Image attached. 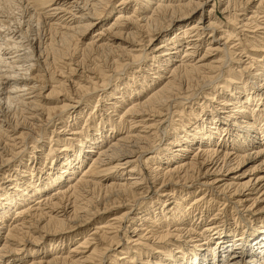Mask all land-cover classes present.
Here are the masks:
<instances>
[{
    "label": "bare ground",
    "instance_id": "obj_1",
    "mask_svg": "<svg viewBox=\"0 0 264 264\" xmlns=\"http://www.w3.org/2000/svg\"><path fill=\"white\" fill-rule=\"evenodd\" d=\"M29 1L62 49L0 17V264H264V0ZM72 46L112 67L68 59L44 85L46 50Z\"/></svg>",
    "mask_w": 264,
    "mask_h": 264
},
{
    "label": "rangeland",
    "instance_id": "obj_2",
    "mask_svg": "<svg viewBox=\"0 0 264 264\" xmlns=\"http://www.w3.org/2000/svg\"><path fill=\"white\" fill-rule=\"evenodd\" d=\"M136 1V3L134 2V1H132V2H130V4H131V7L133 8V7H137V6H135V4H137V3H140V0H135ZM20 5H21V7H20ZM16 7H18V8H20V9H18V8H16ZM16 8V9H15ZM43 7H33V5H32V2H30L29 0L27 1V0H22L20 3H16V5L14 6V5H11L10 6V11L12 12H9V10H8V7H7V9L6 10H8V11H6L5 10V8L3 9V12H1V16L0 17H2L4 20H6L7 22H9L10 21V23H8V24H11V26H10V29H11V31H14L13 32V34H14V36H13V34H11L12 36L10 37V36H8V37H10V40L11 39H15V40H21V46L23 47V46H25L26 44V46H31L33 49H34V47L35 48H39V46L40 47H42V49L44 48V47H47L48 49H49V47L50 46H47V45H51V46H53L54 48H56L57 50H58V48L59 49H62L60 46V44H59V42H60V40L58 41V39H60V37H58L59 36V34H57L55 37H54V35L55 34H53L52 32H53V30H51V29H49L50 28V26H48L46 23H48L47 21H45V20H47L46 18L45 19H41V17L39 18V16H37L36 14L37 13H44L45 11H46V9H42ZM12 9V10H11ZM14 9L16 10V11H14ZM39 9V10H38ZM42 9V10H41ZM219 6H217V15H218V19H217V21H218V28H221V29H225V27H228V25H227V23L225 22V21H223L220 17H221V15H219ZM5 10V11H4ZM6 12V13H5ZM8 12V13H7ZM23 12V13H22ZM34 12V13H33ZM129 12V11H128ZM125 13V15H128L129 13ZM3 13V14H2ZM15 13V14H14ZM43 13H42V16H44L43 15ZM12 14V15H11ZM21 14V15H20ZM25 14V15H24ZM5 17H3V16ZM6 15V16H5ZM8 15V16H7ZM10 15V16H9ZM7 17V18H6ZM10 17H11V19H10ZM31 18V20H30V22H26V20H28V18ZM33 17V18H32ZM8 18L10 19L9 21H8ZM37 18H39V19H36ZM14 19H16L15 21L17 22H15L14 21ZM34 19V20H33ZM103 19V17L101 18V20ZM42 20V21H41ZM100 20V21H101ZM14 21V22H13ZM32 21V22H31ZM39 23H38V22ZM12 22V23H11ZM27 23V24H26ZM18 25V26H17ZM223 27V28H222ZM13 28V29H12ZM15 28V29H14ZM19 29H22V30H18ZM25 30H27V31H25ZM40 30V31H39ZM16 31V32H15ZM18 31V32H17ZM21 31V32H20ZM58 32H59V30H57ZM229 31H231V28L229 29ZM24 32V34H25V38H23V39H21L20 37H18V35L20 34L21 36L23 35L22 33ZM26 32V33H25ZM16 35V36H15ZM53 35V36H52ZM17 38V39H16ZM52 38H54V39H52ZM30 39V40H29ZM53 41H52V40ZM55 39L57 40V41H55ZM9 40V39H8ZM12 40V41H13ZM85 40V39H84ZM84 40H82V41H84ZM29 41V42H28ZM54 41H55V43H54ZM26 43V44H25ZM29 43V44H28ZM52 43H54V44H52ZM57 43V44H56ZM143 44H144V42H143ZM142 44V45H143ZM145 45V44H144ZM25 46V47H26ZM38 46V47H37ZM57 46V47H56ZM46 48V49H47ZM41 49V50H42ZM46 50L47 51V53L49 54V56H48V54H46L45 52H44V55L46 54L47 56H45V58H48V59H46V61L48 60V66H50V68H48V66L47 67H45L47 70L44 72V71H42L43 73L42 74H44V76H43V78H42V83H44V85H47L49 82L51 83V81H53V80H49V78L51 79V77H53V79H55L56 78V76L58 75V73L57 72H59V66L61 67V66H63V63L64 62H68V59L69 60H72V59H74V58H77V57H79V59H80V62L82 63L81 65H82V67L84 68V70H88V69H91V70H93V69H98L96 72H94V74H97V72L100 70V69H104V71H107L108 69H110L112 66H110V64H111V61H109L110 59H106L103 55H97V54H95V53H91V54H83V55H81V56H79V54L77 55V51L73 48V46L71 47V48H69V51L68 52H65L66 54L64 55H60V57H58V59H56L57 57H56V55L54 56V53H52L51 52V50H50V53H51V55H50V53H49V50ZM35 51V50H34ZM75 52V53H74ZM76 57H75V56ZM103 56V57H102ZM64 59H63V58ZM217 57V56H216ZM55 58V59H54ZM60 58V59H59ZM61 59H62V61H61ZM82 59V60H81ZM106 59V60H105ZM58 62V60H59V62L57 63L56 61ZM49 61H51V62H49ZM64 61V62H63ZM106 61V62H105ZM109 61V62H108ZM62 62V63H61ZM49 63H50V65H49ZM52 63V64H51ZM56 63V64H55ZM53 64H54V66H53ZM107 65V66H106ZM52 66V67H51ZM56 68V69H55ZM64 70H62V69H60V71L62 72L63 71V74H67L69 71H67V69H65V67H62ZM108 68V69H107ZM45 70V69H44ZM54 70V71H53ZM65 70H66V72H65ZM134 70V69H133ZM131 71L132 70H130V71H128V75H130V74H132L131 73ZM110 72L111 71H109L108 73L107 72H105V73H107L108 75L110 74ZM112 75V74H111ZM134 75V78H135V76L137 75V74H133ZM115 76V75H114ZM125 76V75H124ZM120 76L121 78H122V80L123 81H126V80H124V78H126V77H129V76ZM124 77V78H123ZM127 82V81H126ZM47 83V84H46ZM127 83H129V82H127ZM36 84H40L39 82L38 83H36ZM217 84H220L219 82L217 83ZM43 85V86H44ZM122 87V86H121ZM120 87V88H121ZM50 89V88H49ZM49 89H45L44 91H45V93H47L48 91H49ZM111 90V89H110ZM108 91V90H107ZM106 91V92H107ZM127 92V91H126ZM208 92V91H207ZM100 94H98V96H97V94H94L93 96H92V98H89L88 99V101L86 102H83V105H86L88 108H89V110L87 109V108H85L84 109V112L85 113H82L81 114V117H83V116H86V114L87 113H89V111L90 110H92L93 109V107L96 105V110H98V105L99 106H101V101L99 100L98 101V98L99 99H102V96H99ZM56 99H58V98H51V99H49V101H47L46 102V104L45 105H51V106H54V105H59V104H61V102H58V101H61V99L62 98H59L58 99V101H56ZM90 99H92V100H90ZM125 100V99H124ZM1 102V104H0V106H2V101H0ZM98 102V103H97ZM190 101H188V102H185V103H183L182 102V104H184L183 106H184V108H185V110H184V113H185V117H186V119H187V116H188V110H189V107H191L192 106V104L190 105ZM205 103V102H204ZM206 105H208L207 103H205ZM83 105H81L79 108H82L83 107ZM193 109H195V106L193 107ZM1 110V109H0ZM71 112V111H70ZM87 112V113H86ZM18 117V116H17ZM10 118H11V116H10ZM176 119L178 118V117H175ZM57 119H55V121H54V124L55 125H53V126H50L49 124L48 125H46V124H44V126H43V128H42V130H46L45 132V134H46V136H45V138L43 139V143H44V145L45 146H42V151H44V153H46L47 152V148H48V145L50 144V142L49 141H47L48 140V137L50 136V133H49V131H52V129H58L59 127H60V125L58 124V121H56ZM82 120V119H81ZM81 120H80V124H81ZM13 121V120H12ZM12 121H11V123H12ZM237 122V121H236ZM10 123V124H11ZM56 123H57V125H56ZM91 129V128H90ZM90 129H89V131H90ZM88 131V132H89ZM86 134H87V132H86ZM251 135H252V133H251ZM54 136V135H53ZM222 137V136H221ZM55 138V137H54ZM165 139L166 138H164V140L162 139V143H165ZM258 142V141H257ZM51 146H53V143H51ZM73 146L75 147V145H72V148H73ZM191 147H193V146H191ZM191 147H190V150H191ZM54 149H58V148H60V146H54L53 147ZM175 149V148H174ZM30 151V150H29ZM29 151H27V153H25L24 154V157H23V161H22V163L26 160V159H29V158H27L28 157V152ZM170 156H174L173 154H170V153H168ZM36 155V154H35ZM188 155H190L189 153L188 154H186V156H188ZM49 159H53V161H55V159L54 158H51V157H48ZM185 159H186V157H185ZM185 159H182V160H185ZM250 161V160H249ZM30 161H28V163H29ZM17 164V162H15V163H13L12 165L13 166H15ZM46 164V163H45ZM86 164H87V162L84 164V166H83V168H82V171H83V169L85 170L86 169ZM251 165H253V162H251V163H247L244 167H242L241 168V170H240V172L241 171H243V170H245V169H248L247 167H250ZM22 165H20V167H21ZM49 166V165H48ZM173 166V165H172ZM171 167V166H170ZM6 169V168H5ZM5 169H3L2 171H4ZM27 169H28V167H27ZM46 169H47V167H46ZM46 169L44 168L43 169V171H46ZM3 173V172H2ZM1 173V174H2ZM0 174V175H1ZM40 175H42V173H40L39 174V177H40ZM8 183L6 182L5 183V185H7ZM4 187V184H3V181L1 180V178H0V190L2 189ZM7 189H11L9 186L7 187ZM150 195H151V197H150ZM153 197V192L152 191H150V192H148L147 193V199H150V198H152ZM97 201H101V199H99V198H97ZM150 200H148V202H149ZM188 203V202H187ZM126 209H119V210H117V211H113V212H109V213H105V214H103V218L105 217L106 218V220L105 221H102L101 222V219L99 220V218L97 219V220H95L94 222H100V224L99 225H101V223H103V222H106L109 218H111L112 217V215H114V213H116V212H118V214L120 213V212H124ZM243 212V216H246V220H251V219H254L253 218V215H252V213L251 212H249V211H242ZM10 214V215H9ZM245 214V215H244ZM248 214V215H247ZM8 215H9V217L8 218H6V224L8 223V222H10V220L13 218V214H11V213H8ZM224 216V214L222 215V217ZM252 221V220H251ZM229 223L231 224V226H232V223L229 221ZM90 228V229H89ZM91 228H93L92 227V225H90V226H88V227H86V228H84V230H83V233L84 234H87L88 233V230L90 231L91 230ZM87 232V233H86ZM90 233H91V231H90ZM2 237L5 235V231H2ZM70 235V236H69ZM65 236H68V237H73L74 236V234H64V237ZM83 236V235H82ZM82 236H78V237H74V238H81ZM237 236H239V235H237ZM55 239H59V236L57 237V238H55ZM55 239H54V241H55ZM198 241V240H197ZM196 241V242H197ZM59 242H60V240H59ZM71 241L68 239V238H66V240H64V241H62L61 242V244H60V246H62V247H64V248H66L67 247V249H66V251H64V252H68V250H69V248H73V246H74V241H72L71 243H70ZM68 243V244H67ZM67 244V245H66ZM40 247H38V249H40L41 247H43V244H41V245H39ZM44 246H45V244H44ZM19 249V248H18ZM29 249H31V246L30 247H27L26 249H23L22 251H21V253H19V254H17V256H23V255H25V254H27V251L29 250ZM46 249H48L47 247H46ZM242 251V250H241ZM230 252H228V254H229ZM230 255V254H229ZM26 257H27V255H26ZM142 259H145V258H143L142 257ZM24 260H28V257L26 258V259H24ZM24 260H22L23 262L22 263H25V262H27V261H24ZM150 261V260H149Z\"/></svg>",
    "mask_w": 264,
    "mask_h": 264
}]
</instances>
